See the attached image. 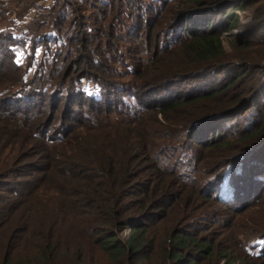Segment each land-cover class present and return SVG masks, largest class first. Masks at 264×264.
Returning a JSON list of instances; mask_svg holds the SVG:
<instances>
[{
  "label": "trees",
  "instance_id": "trees-1",
  "mask_svg": "<svg viewBox=\"0 0 264 264\" xmlns=\"http://www.w3.org/2000/svg\"><path fill=\"white\" fill-rule=\"evenodd\" d=\"M92 1L100 8L101 0ZM85 2L66 1L72 17L66 27L62 11L48 12L57 33L81 27L74 36L85 60L79 72L76 62L65 68L74 46L65 36L68 45L49 53L52 61L39 63L25 82L9 37L0 39V76L17 74L15 82H0V188L45 202L36 223L20 229L18 243L2 245L3 264H19L15 257L26 247L33 255L22 264H98L96 253L106 264H154L155 227L172 212L169 223L177 224L159 245L161 264H235L233 249H219L190 223L207 222L214 205L240 209L264 198V0H159V7L129 1L150 16L127 36L109 24L104 34L85 29L75 12ZM251 6L254 23L229 60L220 37L237 28L236 12ZM131 34L134 47L123 53ZM111 53L126 54L128 83L110 81ZM84 78L96 84L95 94L82 91ZM50 88L67 92L63 100L77 109L64 105L56 115V106L50 122H30L28 111ZM53 122L59 127L52 135ZM253 234L262 240L260 252L243 249L240 264H264V228Z\"/></svg>",
  "mask_w": 264,
  "mask_h": 264
},
{
  "label": "rangeland",
  "instance_id": "rangeland-1",
  "mask_svg": "<svg viewBox=\"0 0 264 264\" xmlns=\"http://www.w3.org/2000/svg\"><path fill=\"white\" fill-rule=\"evenodd\" d=\"M66 1L67 0H0V37H4L0 39L3 41L9 37L10 41L8 40V42L11 43L8 44V46L12 45L10 46L11 54H13L15 58L14 61L20 68V71L17 73H22L25 82L30 81L36 70H39V63L48 65L52 61L50 55L53 54L55 50L59 49L61 51L62 47L68 45V43L63 40V38L65 39V36L71 37L72 42H74L72 43L74 44L72 60H67L65 68H69L70 65H72V62H76L77 64L72 65L76 71L79 72L80 69L83 68L85 60H83L81 54L74 49L78 44L76 43V40L74 41V36H81V27L73 25L67 35L59 31V33H57L56 29H54L48 21L51 19H48V12L57 15L58 11H62L66 17L64 18L65 21L63 23L65 27L72 24L70 22L72 17L69 15L70 9ZM129 1L134 2L139 6L141 4V7H154V5L155 7H159V0H123V2L117 0L115 2L101 0L102 4L100 5V8H93L92 5H94V2L92 1V3L89 0L91 4H88V0H86L83 5L78 4L79 6L75 10L76 14L79 16V21H77L80 23L82 22L81 25L85 26V29L86 27L93 28L96 26V29L98 28L100 33L103 31V34L107 32L108 24L111 26L109 31L112 30L116 35H119L121 29L124 28L122 31L123 35L127 36L130 31H132L139 18L150 16V14H145V11H139L136 13ZM136 1H139V3ZM254 7L255 6H251L244 11H237L236 15L239 19L237 28L223 33L220 37L229 60L234 61V58L239 55L238 51H234L233 45L241 40L248 27L254 23ZM58 17H60V15H58ZM141 37L142 33H139V35L136 36V43H143L141 42ZM132 38H134L133 34L130 35L131 45L127 42L121 44V51L123 53H126V48L134 47ZM95 40H100L101 42L99 43L104 42L101 36H96L94 41ZM2 44L3 43L0 41V58L2 57L1 52L4 51ZM100 50L103 51L102 49ZM260 52L264 55V48H262ZM113 55L111 53L112 59L107 60L108 66L111 67L112 71L115 73L110 81L119 84L128 83L130 79L128 74L129 70L125 67L129 66V62L126 54L122 55V58H124V64H120L122 58ZM92 73L97 74V72H91V74ZM81 74L82 73H79L78 77ZM3 77L2 75L0 76V82L2 79L4 81H7L8 79L15 82L17 74L11 70L10 72L3 74ZM80 83L82 91L87 94L93 95L95 94V91H97L96 84L88 78L81 79ZM17 89L18 88H14L13 92L17 91ZM66 93L67 92L64 90L63 92H58V90L53 88L48 89L45 97L40 98V100H37L36 102L34 100V105L31 106V109L28 111L32 117L31 120L28 118L27 121L30 120V122H35L36 117H41V120L44 121V123H48L53 114L52 110L56 106H58L57 112L55 113L56 115L62 114L61 108L64 105L69 107V109L74 108L75 106L72 104V99L71 102L63 100L64 97H67ZM126 98L129 102H132V99L129 97ZM74 109L76 110L77 107ZM16 118L23 120V118H20L19 116ZM58 127V122H53L49 133L53 135V131L55 129L57 130ZM23 182V179H19L13 181L12 185L16 186L17 183ZM223 195H225V193H223ZM0 200L3 201V203L0 204V264H3L4 252L2 245L7 242V239H10L12 245H16L21 237L20 229L25 225L26 221L29 222L28 224H30V222L36 223V216L41 215V207L45 202L43 198L34 197L30 195L29 192H26L25 195L20 197L14 196L11 192L1 188ZM174 216L175 214L172 212L169 217L170 219L162 221L155 227L157 237L155 240L156 249L153 254L154 264H161V253L158 248L160 243L165 239L164 235L176 226L177 223H169V220H172ZM208 218L210 219L207 222L199 219L193 220L190 223V225H193V229L191 230L198 229L200 231L205 229V232H201L200 235L205 236L208 239H215V245L219 249H223V247L227 249L228 247L229 252L233 249V257L236 260L234 262L235 264H240V260L243 259L240 256H246L243 249L247 252L259 254V245H261L262 240L257 239V235H254L253 232L259 228H261V230L264 228V198L252 207L247 206L240 209H230L229 206L221 204L214 205L209 212ZM216 221H218L217 224ZM16 227L19 228L14 231L13 229ZM127 235L128 229L122 230L121 237L126 238ZM254 247L255 249L253 250ZM32 255V250L29 247H26L20 249L15 258L19 264H22L24 260L30 258ZM94 259H96L95 261H97L98 264H106L104 258L98 253L94 255ZM213 260L214 258L211 261ZM88 263L89 262L87 261L86 264ZM200 264H211V262L208 261V259H204ZM216 264H223V261H219V263Z\"/></svg>",
  "mask_w": 264,
  "mask_h": 264
}]
</instances>
